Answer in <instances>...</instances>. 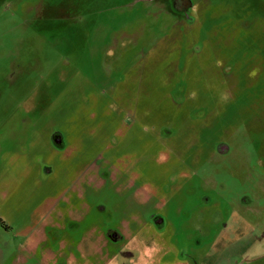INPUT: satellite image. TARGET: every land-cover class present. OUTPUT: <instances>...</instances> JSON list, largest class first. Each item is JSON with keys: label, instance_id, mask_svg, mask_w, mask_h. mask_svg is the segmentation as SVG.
<instances>
[{"label": "rangeland", "instance_id": "1", "mask_svg": "<svg viewBox=\"0 0 264 264\" xmlns=\"http://www.w3.org/2000/svg\"><path fill=\"white\" fill-rule=\"evenodd\" d=\"M0 264H264V0H0Z\"/></svg>", "mask_w": 264, "mask_h": 264}, {"label": "flooded vegetation", "instance_id": "2", "mask_svg": "<svg viewBox=\"0 0 264 264\" xmlns=\"http://www.w3.org/2000/svg\"><path fill=\"white\" fill-rule=\"evenodd\" d=\"M178 1H180V2H184L185 0H178ZM181 9V11L182 12H184L185 13V11H186V9L183 7V8H180ZM187 12V11H186ZM159 223V222H158Z\"/></svg>", "mask_w": 264, "mask_h": 264}, {"label": "trees", "instance_id": "3", "mask_svg": "<svg viewBox=\"0 0 264 264\" xmlns=\"http://www.w3.org/2000/svg\"><path fill=\"white\" fill-rule=\"evenodd\" d=\"M183 116V115H180V117ZM184 118H187V114L185 113V117Z\"/></svg>", "mask_w": 264, "mask_h": 264}]
</instances>
